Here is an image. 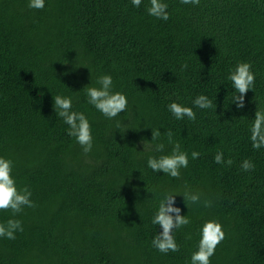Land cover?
Segmentation results:
<instances>
[{"label": "trees", "instance_id": "trees-1", "mask_svg": "<svg viewBox=\"0 0 264 264\" xmlns=\"http://www.w3.org/2000/svg\"><path fill=\"white\" fill-rule=\"evenodd\" d=\"M168 4L165 22L130 0H47L41 10L0 0V155L14 161L18 186L30 188L35 205L16 216L0 210V222L19 219L24 229L14 240L0 238V264H186L205 219L225 230L211 264H264V149H252L247 132L256 106L264 108V0ZM238 61L256 73L239 111L228 107L226 79ZM102 74L129 98L119 131L85 99L83 87ZM201 93L213 107L194 109L195 121L167 111L177 97L191 106ZM56 95L72 96L74 110L88 116L91 152L55 117ZM157 128L171 131L189 156L201 154L178 179L146 166L165 137L138 152ZM217 151L232 165L216 164ZM244 159L253 171H241ZM186 188L211 207L177 195L191 223L175 233L180 250L162 254L151 247L161 230L151 217L165 192Z\"/></svg>", "mask_w": 264, "mask_h": 264}, {"label": "clouds", "instance_id": "clouds-1", "mask_svg": "<svg viewBox=\"0 0 264 264\" xmlns=\"http://www.w3.org/2000/svg\"><path fill=\"white\" fill-rule=\"evenodd\" d=\"M201 0H179L182 5L197 7ZM47 0H27V8L41 10L45 8ZM132 7L140 8L142 4L146 9V14L160 21L167 22L170 18L168 11V0H130ZM187 64L181 65V71L187 68ZM256 73L253 71L251 63L238 61L233 68H229L226 79L230 81L233 95L230 97L229 105H235L237 111L245 108V95L249 90L254 89ZM91 81L85 85V99L97 112L109 121L116 122V129L119 131L123 122L117 120L122 113L129 108V98L123 91L116 90L111 74H102L96 78L95 85L89 86ZM53 97V96H52ZM74 98L67 95H56L53 97V110L55 117L62 119L67 125L66 132L81 147L83 153L87 154L93 150L94 138L92 125L88 116L73 108ZM216 104V103H215ZM213 107V100L209 96L201 93L191 100V106L179 102V97L166 105L167 111L175 121H195L197 112L195 110H207ZM248 119V118H247ZM247 128L248 140L254 150L264 149V108L254 112V118L248 119ZM164 140L156 142L161 137ZM156 142V143H154ZM140 143L144 152L146 145H153L152 152L147 156L146 166L153 173H162L171 178L178 179L181 169H187L189 159H197L201 154L198 151L189 153L185 151L181 144L173 139L171 131H160V128L151 129V140L142 139ZM166 144L171 146L170 152H165ZM159 154V155H157ZM214 162L218 165L231 166L233 160L225 159L223 151H217L214 155ZM243 172H251L255 169V164L250 159H244L240 163ZM149 192V191H147ZM152 193V192H150ZM153 195V193H152ZM183 197V202L187 201L193 205L201 202L205 208L211 207L210 200L201 201L199 192L186 188L183 193L165 192L159 199L158 206L151 217V224L158 225L161 229L151 239V247L158 252L167 255L169 252L176 253L180 250V245L176 241L175 233L191 223L188 215H181V208L176 206L175 197ZM32 191L28 186L19 187L17 178L14 175V161L0 155V210H10L12 216L21 213L25 208L34 207L31 199ZM23 225L19 219H8L0 222V238L14 240L16 233L22 232ZM198 240L195 244V251L191 252L186 264H211V257L214 256L218 245L225 239V230L218 219H205L197 230ZM187 240L192 239V235L186 236Z\"/></svg>", "mask_w": 264, "mask_h": 264}]
</instances>
